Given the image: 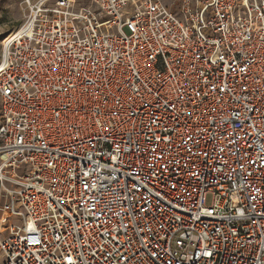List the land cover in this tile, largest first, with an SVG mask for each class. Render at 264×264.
Here are the masks:
<instances>
[{"label":"built area","instance_id":"built-area-1","mask_svg":"<svg viewBox=\"0 0 264 264\" xmlns=\"http://www.w3.org/2000/svg\"><path fill=\"white\" fill-rule=\"evenodd\" d=\"M22 4L0 264H264V0Z\"/></svg>","mask_w":264,"mask_h":264},{"label":"rangeland","instance_id":"rangeland-1","mask_svg":"<svg viewBox=\"0 0 264 264\" xmlns=\"http://www.w3.org/2000/svg\"><path fill=\"white\" fill-rule=\"evenodd\" d=\"M23 16L22 0H0V56L2 39L17 28Z\"/></svg>","mask_w":264,"mask_h":264}]
</instances>
